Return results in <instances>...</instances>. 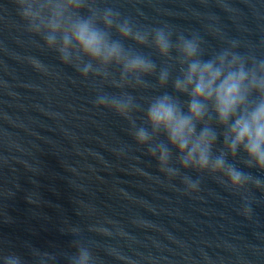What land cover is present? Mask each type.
<instances>
[{
    "label": "water",
    "instance_id": "obj_1",
    "mask_svg": "<svg viewBox=\"0 0 264 264\" xmlns=\"http://www.w3.org/2000/svg\"><path fill=\"white\" fill-rule=\"evenodd\" d=\"M98 3L140 28L198 32L208 53L231 40L242 51L264 52V0ZM20 24L12 0H0V254L36 264L35 249L56 257L40 264H68L77 241L97 264H264V194L255 192L248 219L239 196L211 177L191 195L179 180L170 185L127 122L94 106L91 78L38 46ZM141 50L162 66L154 50ZM126 91L143 103L163 90Z\"/></svg>",
    "mask_w": 264,
    "mask_h": 264
},
{
    "label": "clouds",
    "instance_id": "obj_2",
    "mask_svg": "<svg viewBox=\"0 0 264 264\" xmlns=\"http://www.w3.org/2000/svg\"><path fill=\"white\" fill-rule=\"evenodd\" d=\"M12 3L20 26L38 46L56 53L85 81L91 78L94 106L127 122L135 145L156 161L170 185L179 180L191 195L200 191L204 176L211 177L239 196L240 214L251 219L252 205L259 202L255 192L264 194V52L252 46L242 51L231 40L208 53L198 32L185 34L166 24L140 28L98 0ZM143 48L154 50L162 66ZM105 85L118 91H106ZM127 88L163 91L141 103ZM70 231L77 236L80 230ZM73 247L68 264H97L88 245L74 241ZM33 256L36 264L56 258L35 249ZM0 264L25 262L8 253L0 254Z\"/></svg>",
    "mask_w": 264,
    "mask_h": 264
}]
</instances>
